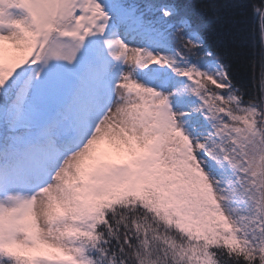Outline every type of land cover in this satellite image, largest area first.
I'll use <instances>...</instances> for the list:
<instances>
[{"label": "snow or ice", "instance_id": "1", "mask_svg": "<svg viewBox=\"0 0 264 264\" xmlns=\"http://www.w3.org/2000/svg\"><path fill=\"white\" fill-rule=\"evenodd\" d=\"M0 264H264V0H0Z\"/></svg>", "mask_w": 264, "mask_h": 264}, {"label": "trees", "instance_id": "2", "mask_svg": "<svg viewBox=\"0 0 264 264\" xmlns=\"http://www.w3.org/2000/svg\"><path fill=\"white\" fill-rule=\"evenodd\" d=\"M248 3H256L259 4V0H247ZM244 25L246 30L250 31L258 26V19L256 16L252 14L251 8L248 9L247 15L244 20Z\"/></svg>", "mask_w": 264, "mask_h": 264}]
</instances>
